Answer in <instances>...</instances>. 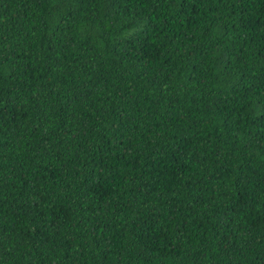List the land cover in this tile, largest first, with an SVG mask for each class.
Wrapping results in <instances>:
<instances>
[{
  "label": "trees",
  "instance_id": "obj_1",
  "mask_svg": "<svg viewBox=\"0 0 264 264\" xmlns=\"http://www.w3.org/2000/svg\"><path fill=\"white\" fill-rule=\"evenodd\" d=\"M0 264H264V0H0Z\"/></svg>",
  "mask_w": 264,
  "mask_h": 264
}]
</instances>
